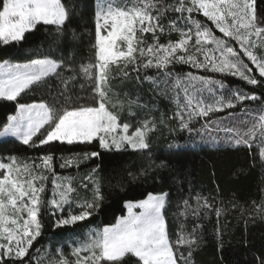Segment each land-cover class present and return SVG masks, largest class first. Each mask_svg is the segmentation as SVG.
<instances>
[{"label": "snow or ice", "instance_id": "snow-or-ice-1", "mask_svg": "<svg viewBox=\"0 0 264 264\" xmlns=\"http://www.w3.org/2000/svg\"><path fill=\"white\" fill-rule=\"evenodd\" d=\"M71 15L72 6L64 0H0V46L22 47L41 27L58 40ZM93 22L88 55L79 61L74 56L52 58L42 46L31 50L26 62L0 61V101L15 103V114L7 116L0 138L49 149L27 159L0 158V264H195L194 253L204 242V221L214 213L219 224V217L236 204L229 209L214 197L190 195L177 205L174 218L184 219L170 231L169 193L150 191L142 199L125 201L126 215L115 223L89 228L74 239L70 254L63 246L54 255L40 248L30 251L43 233L45 213L55 216L54 229L73 227L90 221L105 199L95 175L99 165L78 186L75 177L56 171L57 159L60 169H79L99 156L98 151L56 157L51 149L57 143L98 142L108 152L130 149L150 158V135L173 122L202 140L211 138L213 144L244 146L250 154L255 146L264 167V93L254 90L264 88L259 79L264 78V12H258L256 0H96ZM162 37H167L165 42ZM176 65L197 71L177 73ZM150 69L155 75L147 74ZM227 77L253 90L230 85ZM116 80L147 82L153 91L170 95L176 110L159 121L138 116L134 109L144 105L138 97L114 91ZM41 88L48 90L51 102L20 101ZM167 163L149 159L139 176ZM128 175L137 178V173ZM49 183L51 195L46 198ZM80 188L91 196L81 198ZM251 207L250 218L264 219V198L252 201ZM215 234L219 240V227Z\"/></svg>", "mask_w": 264, "mask_h": 264}, {"label": "trees", "instance_id": "trees-1", "mask_svg": "<svg viewBox=\"0 0 264 264\" xmlns=\"http://www.w3.org/2000/svg\"><path fill=\"white\" fill-rule=\"evenodd\" d=\"M72 6L70 22L65 29V35L58 40L46 32L43 27L27 36L22 47L0 46V61L9 59L13 62H26L29 52L42 46V51L50 52L52 58L67 59L75 57L77 61L81 57L86 58L89 52L91 33L94 32L95 0H64ZM258 12H264V0H256ZM199 19H205L202 16ZM75 30V39H73ZM150 38V37H149ZM167 37H162L165 42ZM171 39H177L173 33ZM196 72L189 66L176 65L174 71L186 73ZM148 75H155V70L147 71ZM203 74V73H198ZM258 77V73H254ZM143 75V73H142ZM259 78V77H258ZM264 80V78H259ZM230 85L239 84L246 90H253L254 86H245L244 82L237 81L233 77H227ZM55 83V80L52 81ZM114 91L127 94L131 99L139 98L138 102L144 105L142 109H134L138 116L155 117L159 121L161 115L171 116L176 110L170 95H161L153 91L145 82L138 85L135 81H114ZM257 94L264 93V88L255 87ZM23 103L51 102L47 89H38L22 95ZM15 114V103L0 101V130L6 123L7 116ZM219 115V114H218ZM127 117V111L122 114V119ZM195 126L198 128L200 123ZM131 131V129H130ZM223 134L218 135V139ZM150 158L147 153H137L132 150L108 152L99 148L98 142L92 144H59L51 149L56 157L61 154L68 156L71 153L98 151L99 156L81 163L79 169L58 167L56 171L61 176H73L76 182L97 168L96 177L100 180L105 199L90 221L82 222L73 227L53 228V216L45 213L43 216L44 229L40 238L34 242L33 249L48 248L55 252L58 246L63 250L69 249L74 239L82 238L89 228L103 227L115 223L117 217L125 215V201H136L144 198L148 192L166 191L169 193V204L166 206V218L169 221L170 231H174L183 217L176 219L177 205L190 195L201 194L214 197L216 203L231 209L236 204L235 210L219 217V224L214 213L204 221V242L194 253L195 264H258L260 258H264V219L257 216L250 218L248 213L252 211V201L259 203L264 198V167H261L258 158V149L254 146L252 154L247 147H235L224 143L213 144L211 138L201 139L200 136L179 130L173 122L167 126L160 125L150 135ZM172 145V148H169ZM48 146L41 149L29 148L15 140L0 142V158L16 155L27 159L48 151ZM255 157V164L253 160ZM149 159L159 163L167 160V166L162 169H154L147 176H139V170L147 167ZM137 173L133 179L129 172ZM46 198L51 195V184ZM81 198L90 197V192L79 191ZM240 209H243V214ZM188 223L190 225L191 218ZM219 227L221 236L218 240L215 229ZM41 245V246H40ZM27 259V258H26Z\"/></svg>", "mask_w": 264, "mask_h": 264}, {"label": "rangeland", "instance_id": "rangeland-1", "mask_svg": "<svg viewBox=\"0 0 264 264\" xmlns=\"http://www.w3.org/2000/svg\"><path fill=\"white\" fill-rule=\"evenodd\" d=\"M96 1V0H95ZM6 140H14V138H0V142H3V141H6ZM130 150V149H129ZM6 162V161H5ZM79 185V182H76V180H74V186H78ZM82 188L79 189V191L81 190ZM126 210V209H125ZM126 215V213H125ZM53 216V215H52ZM53 218V222L55 221V216L52 217ZM40 237L37 238V240L39 239ZM41 246V245H40ZM71 247V246H70ZM70 247L69 249L67 250H64L65 254H70ZM37 248H40V247H37ZM36 249V248H35ZM41 249V248H40ZM44 250H47L49 251L50 254H55V252H50V250L48 248H45V249H42V251ZM34 252V251H33Z\"/></svg>", "mask_w": 264, "mask_h": 264}]
</instances>
